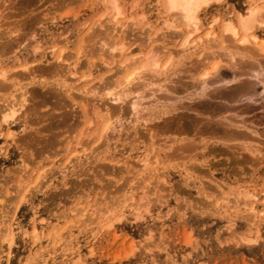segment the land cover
Segmentation results:
<instances>
[{"label":"rangeland","instance_id":"obj_1","mask_svg":"<svg viewBox=\"0 0 264 264\" xmlns=\"http://www.w3.org/2000/svg\"><path fill=\"white\" fill-rule=\"evenodd\" d=\"M117 3L111 23L105 0H0V264H264V52L221 30L260 5L264 46V0L209 1L204 39L187 46L163 0ZM152 50L157 68L142 67ZM213 61L262 68L205 85ZM243 80L258 82L255 97L215 94ZM227 120L247 136L208 127Z\"/></svg>","mask_w":264,"mask_h":264},{"label":"bare ground","instance_id":"obj_2","mask_svg":"<svg viewBox=\"0 0 264 264\" xmlns=\"http://www.w3.org/2000/svg\"><path fill=\"white\" fill-rule=\"evenodd\" d=\"M107 1V6L109 7V16H108V19L109 21H111V23H114L115 20L117 19V17L121 14V8H120V5L117 3V0H105ZM209 1L211 0H163V3H164V9L167 11L168 14L172 15L173 18L171 19H174L175 21L179 22L180 25H177L174 20H167V26L169 27H180L181 26V29L180 31L177 33H181L184 35V38L181 42L182 46H187V45H192L193 43L194 44H198V42L203 38V36H197V37H194L195 35H197L199 33V31L201 30V27H202V22H201V18H200V10L206 5L209 3ZM219 1V0H217ZM264 5V4H263ZM260 6V5H259ZM251 6V7H248L246 8L243 12H237L236 16H235V19H225L222 23V31L224 33L227 34L228 38H231L232 40H236L238 43L240 44H250L252 45V47H254L256 50H259L261 52H264V46H263V43L261 41V39L259 38V36L256 34L255 32V24L257 22H260L258 20L259 18V10L261 8V6ZM108 9V8H107ZM258 15V16H257ZM218 21V18L215 16L212 20V23H215ZM211 23V24H212ZM117 25V24H116ZM123 26V25H121ZM113 28V27H112ZM223 33V34H224ZM175 34V35H177ZM209 34H215V32L211 29V28H208L205 32H204V37L208 36ZM222 35V33H221ZM226 36V35H224ZM226 36V37H227ZM222 42V41H221ZM126 43V42H125ZM2 44V42H1ZM200 44V43H199ZM52 47V46H51ZM50 47V48H51ZM115 46H113L112 48V51H117L118 53H122L124 51V44H121L120 46L114 48ZM155 46H153L154 48ZM244 47V46H243ZM52 48H55L54 46ZM152 46H151V49H153ZM39 49V48H38ZM3 50V49H2ZM52 50V49H51ZM1 52V51H0ZM60 52H62V50L60 49ZM79 52V51H78ZM77 52V53H78ZM160 52V51H159ZM256 52V51H255ZM2 54V53H0ZM56 58L57 59H62V53H56ZM173 54V53H172ZM171 54V55H172ZM107 55V54H106ZM113 56L114 57V54L111 52L109 54V56ZM144 54V64H142L141 66L144 67V66H148L150 65L151 67L149 68H155L158 64V60H159V57L157 56V53L150 51L149 54ZM162 56V55H161ZM170 56V55H169ZM168 58L171 59V57L173 56H170ZM133 58V57H132ZM167 59V61L169 60ZM133 60H136V59H133ZM58 61V60H57ZM203 61V60H201ZM169 62V61H168ZM59 63V62H58ZM166 63V62H165ZM170 63V62H169ZM206 63V61H205ZM204 63V64H205ZM94 64V63H93ZM200 64V63H199ZM225 67H227L228 65L225 63L223 64ZM221 65L218 61L215 62L213 61L210 65V67H208L207 69H205L204 71L201 72L200 76L202 77V79H200V82L201 83H204L205 85L207 83H214V82H227V81H231V80H235L237 79V76L238 75H242L245 73L248 75L249 73H253L254 75H259L260 74V69L262 68L261 64L258 63H250V64H246L245 68L244 69H241L239 70V72L237 71H234L232 69H230L231 71L229 72H226V71H223V70H220ZM25 66V65H24ZM124 66V65H123ZM126 66V65H125ZM139 66V65H138ZM169 66V65H168ZM28 66H25L24 69H27ZM127 67V66H126ZM137 66H135L134 68H131L129 70H127L125 72V75H123V78H121L122 82L120 84V86L123 84V85H126L128 83H131V81L133 79H135L138 75V69L139 68H136ZM140 67V66H139ZM165 69H166V66H164ZM239 67V66H238ZM53 68H55L53 66ZM157 68V67H156ZM155 68V69H156ZM162 68V67H161ZM197 68V67H195ZM57 69V68H56ZM121 69H123L121 67ZM239 69V68H238ZM258 70V71H257ZM55 72V71H54ZM262 72V71H261ZM2 74V73H1ZM3 75H5V73H3ZM211 75V76H210ZM84 77V76H83ZM201 77H198V78H201ZM5 78V76L3 77ZM195 79V78H194ZM259 80V78H258ZM102 81V80H100ZM244 82L243 83H246V84H243L242 85H238L237 87H235L234 90L230 91V92H227V91H216L215 94L220 97V98H223V99H226V100H235V99H238V98H245V96H249V98L251 96H254L257 94V88H256V85L254 84H257L258 82H255L252 84H249L250 81L248 80L247 82H245V80H243ZM242 82V80H241ZM262 83V85H264V75L262 77V80L259 81ZM120 83V82H119ZM103 84V83H102ZM107 85L108 84H104L103 86L105 87V90L107 88ZM102 86V87H103ZM117 86V85H116ZM131 86V85H130ZM191 86V85H190ZM203 85H201L202 87ZM103 87V89H104ZM110 87V86H109ZM121 88V87H120ZM234 88V87H233ZM256 88V89H255ZM88 89V88H87ZM125 89L128 90V87ZM130 89V87H129ZM230 89V88H229ZM228 89V91H229ZM109 90H111L109 88ZM107 89L106 92L109 91ZM122 90V89H121ZM124 90V89H123ZM200 90V88H199ZM91 91V90H90ZM125 91V90H124ZM130 91V90H129ZM136 91V90H135ZM121 92V91H120ZM131 92V91H130ZM129 92V93H130ZM199 92V91H198ZM125 93V92H124ZM123 93V94H124ZM116 94V93H115ZM198 94V93H197ZM108 95L110 97V99L112 100H118V101H123V100H120L121 97L120 95L121 94H117L115 97L113 96V94H111V92H108ZM126 95V93H125ZM190 95V94H189ZM127 98V95L124 96ZM213 97V96H212ZM255 97V96H254ZM253 97V98H254ZM249 98H245V99H249ZM252 98V97H251ZM124 99V98H123ZM118 101H115L118 103ZM126 101V100H125ZM124 101V102H125ZM115 102H112V103H115ZM222 102V101H219V103ZM131 103V102H130ZM136 103V102H135ZM135 103H133L132 105H134ZM208 104V103H207ZM211 105V104H210ZM138 106V105H137ZM136 106V107H137ZM214 106V105H213ZM133 109L135 110L134 106H132ZM199 107L203 110V111H207V112H211L212 114L215 113V112H220L222 109H220L221 107H216L214 109H209V106L208 105H204V104H199ZM223 107V106H222ZM225 107V105H224ZM223 107V108H224ZM229 108V107H227ZM243 108V107H242ZM138 109V108H137ZM133 110V111H134ZM227 110V109H226ZM117 111V110H116ZM123 111V110H122ZM223 112V111H222ZM120 113V112H119ZM164 113V112H163ZM205 114V113H204ZM216 114V113H215ZM139 115V114H137ZM140 117V116H139ZM218 117V116H217ZM222 117V116H221ZM137 118V117H136ZM211 119V118H210ZM219 119V118H218ZM217 119V120H218ZM223 120V117L221 118ZM220 119V120H221ZM225 119V118H224ZM216 120V121H217ZM219 120V121H220ZM15 121V117H14V110L10 109L9 111H7L4 116H3V120L2 122L6 124L7 126V129L8 131L10 130V125ZM228 121V120H227ZM233 121V120H232ZM198 122V120H197ZM215 122V120H214ZM221 122V121H220ZM220 122H216L214 125H209L208 127L211 128V131L216 133L217 135L219 136H222V138L224 139V137L227 139V138H245L247 135L244 131H242L240 129V127H242L241 125H237L236 123V126L239 127L238 129H232L234 126L232 123L234 122H229L227 124H225L226 126L222 125ZM225 122V120H224ZM236 122V121H235ZM110 123L109 120L105 121V123H102L104 125L101 126V130H104L105 133H106V130L108 131L110 129ZM207 123V122H205ZM204 123V124H205ZM223 123V122H222ZM2 124V123H1ZM194 124V123H193ZM235 124V123H234ZM240 124V123H239ZM232 127V128H231ZM245 127V125H244ZM109 128V129H108ZM203 129H205V127H202ZM202 128L200 127V129L202 130ZM243 128V127H242ZM183 130V129H182ZM189 130V129H188ZM210 130V129H209ZM7 131V132H8ZM12 131V130H11ZM104 131H102V136H104ZM9 133V132H8ZM12 133V132H11ZM9 133V134H11ZM104 133V134H103ZM106 135V134H105ZM219 138V137H218ZM221 138V137H220ZM226 139H224L225 141H227ZM236 139L234 141H236ZM222 140V141H224ZM184 141V140H183ZM230 141V140H229ZM238 141V140H237ZM228 142V141H227ZM224 143V142H223ZM230 143V142H229ZM245 145V144H244ZM243 150L244 149H247V151H249V153L253 154L256 153L254 150H249L251 148H247L246 146H240ZM235 148V147H234ZM256 150V149H255ZM258 153V151H257ZM257 156H255L256 158ZM145 159V158H144ZM147 159V158H146ZM143 161H146V160H142ZM148 162V161H147ZM146 164V162L143 164V166ZM146 165H149V164H146ZM145 165V166H146ZM218 208L220 209L222 206H221V202H220V205L218 204L217 205ZM216 206V207H217ZM217 208V209H218ZM226 208V207H225ZM255 205L254 204H250L246 210L250 213V217H254L256 218L257 217V212L255 210ZM223 210H224V207H223ZM221 211V210H220ZM262 213V212H261ZM261 215H264V212L261 214ZM103 219V218H102ZM105 220V219H103ZM98 221V217H97V220L95 222ZM100 221V219H99ZM102 221V220H101ZM100 223V222H99Z\"/></svg>","mask_w":264,"mask_h":264}]
</instances>
